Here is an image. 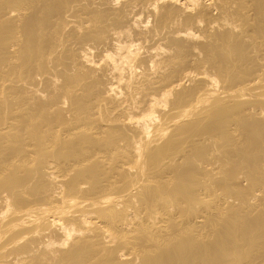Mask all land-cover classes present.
Instances as JSON below:
<instances>
[{"label": "bare ground", "instance_id": "bare-ground-1", "mask_svg": "<svg viewBox=\"0 0 264 264\" xmlns=\"http://www.w3.org/2000/svg\"><path fill=\"white\" fill-rule=\"evenodd\" d=\"M0 264H264V0H0Z\"/></svg>", "mask_w": 264, "mask_h": 264}]
</instances>
